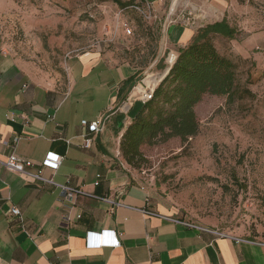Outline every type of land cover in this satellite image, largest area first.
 Masks as SVG:
<instances>
[{
    "label": "crops",
    "instance_id": "0c3cea01",
    "mask_svg": "<svg viewBox=\"0 0 264 264\" xmlns=\"http://www.w3.org/2000/svg\"><path fill=\"white\" fill-rule=\"evenodd\" d=\"M164 1L144 0L148 7ZM234 3L209 0L208 11L216 17L210 24L228 19L226 12ZM205 26L178 24L168 29L167 43L174 52L169 64ZM237 33L232 38L210 37L221 55L228 54L221 46L225 42L249 56L245 51L253 48L254 39L239 43ZM64 73V82L57 83L37 75L32 65L0 53V264H264L263 240L186 227L168 200L122 158L121 135L143 106L134 100L127 115L118 110L133 87L145 84L136 69L92 50L68 56ZM104 116L108 119L103 130L83 148L86 130L80 121ZM47 152L61 157L54 180L84 193L71 209L55 187L3 166L15 153L36 167ZM44 175L51 172L45 170ZM106 196L120 205L102 201ZM13 208L21 218L11 214ZM87 233L99 236L88 245ZM114 234L120 247L94 246L101 239L109 243Z\"/></svg>",
    "mask_w": 264,
    "mask_h": 264
},
{
    "label": "rangeland",
    "instance_id": "374dc122",
    "mask_svg": "<svg viewBox=\"0 0 264 264\" xmlns=\"http://www.w3.org/2000/svg\"><path fill=\"white\" fill-rule=\"evenodd\" d=\"M172 6L173 0L154 7L144 0H0V53L62 83L68 56L99 50L113 63L136 69L144 82L173 62L167 43L171 26H205L216 18L208 11L209 0ZM226 17L238 30L239 43L248 37L255 42L245 51L249 56L221 43L237 67L233 102L205 95L194 108L199 124L194 137L144 144V162L131 168L181 220L264 241V0H236Z\"/></svg>",
    "mask_w": 264,
    "mask_h": 264
},
{
    "label": "trees",
    "instance_id": "16d2710c",
    "mask_svg": "<svg viewBox=\"0 0 264 264\" xmlns=\"http://www.w3.org/2000/svg\"><path fill=\"white\" fill-rule=\"evenodd\" d=\"M236 33L223 19L200 29L193 42L177 50L174 63L155 88L152 99L143 104L121 135L120 154L130 167L138 168L144 162L140 151L144 144L194 137L199 128L194 108L205 95L226 96V103L233 102L236 64L218 52L210 35L232 38ZM128 81L132 84L133 79ZM244 93L250 94L248 90ZM122 128L123 125L119 131Z\"/></svg>",
    "mask_w": 264,
    "mask_h": 264
},
{
    "label": "built area",
    "instance_id": "2783aa9c",
    "mask_svg": "<svg viewBox=\"0 0 264 264\" xmlns=\"http://www.w3.org/2000/svg\"><path fill=\"white\" fill-rule=\"evenodd\" d=\"M131 8L135 9L136 11L141 13L144 17H146L144 10H142L138 6H132ZM121 25L127 35L132 34L131 27L129 26L127 22H122ZM137 87L138 86H135L132 88L131 94L127 98V101L118 108L121 114L127 115L134 100H139L142 104L150 101L152 99L153 92L156 88V86L153 88H149L145 84L143 85V87L141 86V90H137ZM106 119H108V117L104 116V117H100L98 120H93L90 122H88L87 120L80 121V125L86 130L82 134V141H83L82 147L83 148L87 149L92 145L95 135L103 130L104 122L106 121ZM14 141H17V138H15ZM60 163H61V157L55 152H47L42 158V160L40 161V163L38 164V166L36 167L32 161L19 157L15 153H11L7 157V159L3 162V166L10 171L22 174L34 181L41 182L42 184L55 187L61 192L63 199L69 204L70 209H71L75 206L77 197L80 195H84V193L80 188L72 187L68 185L67 183H57L54 180L53 175L58 171L60 167ZM45 170L51 172V175L45 176L44 175ZM99 180H100V175H96V180L94 182L95 186L99 185V182H100ZM101 200L104 202L110 203V204H115L117 206L120 205V203H114L113 201H111L109 197L107 196L102 197ZM144 212L149 215L156 216V213L149 212V211H144ZM11 214L13 216H16L17 218H21L20 211L17 208H13L11 210ZM173 221L178 222L176 220H173ZM183 224L190 229H195L199 231L207 230L206 228L202 226H198V225L191 224L188 222H185ZM216 235L221 236V237L226 236V234H222V233H216ZM98 236H99L98 234L93 235L91 233L89 234L87 233L85 238L88 241V245L92 237L98 238ZM94 246H97L99 248H102L105 246H109L111 248H118L120 247V241L117 235L114 234V236L111 237L109 243H106L104 242L103 239H101L100 241L98 240Z\"/></svg>",
    "mask_w": 264,
    "mask_h": 264
},
{
    "label": "bare ground",
    "instance_id": "6f19581e",
    "mask_svg": "<svg viewBox=\"0 0 264 264\" xmlns=\"http://www.w3.org/2000/svg\"><path fill=\"white\" fill-rule=\"evenodd\" d=\"M179 0H173V6L175 7V5L177 4ZM180 5V4H179ZM210 9V8H209ZM175 58V57H174ZM174 61V59L172 60ZM168 70V69H167ZM167 70L164 71L161 75H149L147 78L144 79V83L147 87L149 88H153L155 87V85L158 83L159 80H161L163 78V76L167 73ZM137 90H141V86L137 87ZM135 92V91H134Z\"/></svg>",
    "mask_w": 264,
    "mask_h": 264
},
{
    "label": "water",
    "instance_id": "95a60500",
    "mask_svg": "<svg viewBox=\"0 0 264 264\" xmlns=\"http://www.w3.org/2000/svg\"><path fill=\"white\" fill-rule=\"evenodd\" d=\"M176 57H177V56H175V59H176ZM175 59H174V61H175ZM174 61H173V62L171 63V65L169 66V68H168V70H167V73H168V71L170 70V68H171L172 64L174 63ZM167 73H166V74H167ZM123 122L125 123V122H126V119H124Z\"/></svg>",
    "mask_w": 264,
    "mask_h": 264
}]
</instances>
